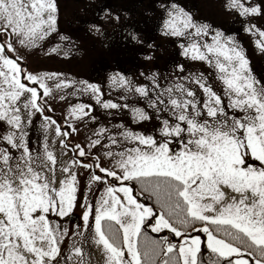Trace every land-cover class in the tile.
<instances>
[{
	"label": "snow or ice",
	"instance_id": "snow-or-ice-1",
	"mask_svg": "<svg viewBox=\"0 0 264 264\" xmlns=\"http://www.w3.org/2000/svg\"><path fill=\"white\" fill-rule=\"evenodd\" d=\"M226 7L245 18L264 15L251 0H228ZM164 10L162 34L183 40L181 55L207 64L219 89L203 72L163 88L155 74L146 77L151 88L114 74L113 84L147 101L159 121L157 133L135 132L123 124L113 126L115 133L100 127L87 153L79 144L72 150L81 158L92 157L94 163L87 164L65 159L64 140L70 133L44 115L52 111L48 82L54 81L59 92L90 93L106 110L129 106L105 101L97 84L23 68L17 45L40 48L56 31V0H0V122L7 126L0 134V264H61L60 244L68 229L51 218L69 217L77 207V168L91 170L89 191L94 182L105 185L94 205L83 195V224L76 226V235L88 233L102 250L105 264H203L202 246L214 257L212 264H264V82L233 37L194 20L178 3ZM259 36L257 47L264 52V31ZM128 37L142 42L134 32ZM177 67L184 72V65ZM85 109L91 106L70 108L67 126L72 131L77 130L72 119L90 115ZM129 110L136 123L152 119L142 108ZM37 114L43 118V139L33 149L28 129ZM93 148L104 150L110 167L92 156ZM133 182L140 187L135 195ZM145 193L159 211L140 202ZM112 222L119 226L115 232ZM146 225L153 233L167 230L177 242L164 235L142 247ZM74 257L84 264L81 247H73L66 259Z\"/></svg>",
	"mask_w": 264,
	"mask_h": 264
},
{
	"label": "rangeland",
	"instance_id": "rangeland-1",
	"mask_svg": "<svg viewBox=\"0 0 264 264\" xmlns=\"http://www.w3.org/2000/svg\"><path fill=\"white\" fill-rule=\"evenodd\" d=\"M118 1L120 4L116 2L115 8L110 7L108 9L106 0H56L58 8L56 31L52 32L41 42L40 48L29 51L21 49L17 45L18 51L23 56L22 67L28 72L33 74L61 73V79H70L76 82L87 81L97 84L101 88L105 101L110 100L120 105L127 104L129 106V108H121L120 110H106L96 103V100L91 97L90 93L73 94L74 89L72 88L59 92L55 89L54 81H49V86L53 88V95L47 98V104L51 107L52 111H46L44 115L55 120L61 126L62 131L70 133L64 140L67 145V148L64 149L67 152L65 159H77L83 163L93 164L94 160L92 157L81 158L78 154H74L72 150L79 144L84 147L87 153L89 151L88 144L90 140L96 138L94 132L100 127H105L115 133L116 129L113 126L123 124L135 132L149 135L157 133L156 125L159 121H157L152 109L148 107L147 101L138 98L133 93L125 92L123 88L113 84L110 80V77L116 73L123 75L122 72L124 70L117 65H107L111 57H114V55L118 56V54L122 55L117 53L115 49L117 41L115 40L114 42L113 37L119 33V30L124 29V32L127 31L124 28L125 18H127L126 14L124 17L126 10L123 2ZM203 1L206 2L207 6L203 12L197 11L194 13L193 18L196 19L197 16L199 17L197 19L198 22L210 25L211 29L222 31L225 36L233 37L250 61V67L256 78L264 82V52L257 47V42L261 39L259 32L264 31V15L245 18L226 7L228 0ZM251 3L253 5L259 4L264 9V0H251ZM120 9L121 12L119 11ZM149 14L150 16L152 15L151 12L148 13V16ZM155 14H160V12H155ZM162 15L164 16L162 20H159V32L154 36L155 40L149 43L151 47L147 45L146 49L142 50V58L140 57L138 60L139 64H141L139 77L134 76L132 70H128L123 76L127 77L133 85H147L151 88V81L146 79V77L155 74L158 77L161 88H163L178 78L188 76L189 73L203 72L219 89V83L214 80L213 70L207 64L186 59L181 55V48L179 46L175 48L178 43L177 38L162 34V24L166 14ZM117 17H119L118 20L116 19ZM151 23L150 21L147 24L151 25ZM92 26L99 28L100 32L97 33ZM228 26H230L229 29L227 28ZM250 27L252 31H246ZM62 36L67 39L62 40ZM121 37L118 36L120 39ZM3 39L4 37L0 36V40ZM12 39L15 40V37ZM183 42V40L179 41V43ZM140 45L142 44L137 43L138 50L142 48ZM52 49H56V51H51ZM148 56L152 58L150 60L146 59ZM122 57L124 56L122 55ZM180 64L184 65L185 70L183 73L178 70L177 65ZM136 65L132 67H136ZM143 68L146 74L142 72ZM61 95H65L66 98L61 99ZM78 104L90 105L91 109H85V111L90 112V115L84 117L82 120L72 119L71 122L77 129L76 131H72V128L67 126L69 123V110L72 106ZM132 107L144 109L152 119L139 123L134 122L132 112L129 110ZM92 117H95V121L92 120ZM42 122L43 118L37 114L33 117V124L28 129V140L30 147L33 149L39 147L42 142L43 130L40 128ZM6 127V125L0 122V134L6 130ZM102 143H107V140L105 139ZM91 151L92 156H100L101 166L110 167L108 160L103 156V149L98 151L96 148H93ZM75 171L80 189L77 207L74 208L69 217H65L64 219H60L59 217L51 218L54 223L61 225L62 230L64 228L68 229V235L60 244L61 256L58 259H60L61 264H77L79 258L74 257L69 261L66 257L72 255L73 247H81L84 264H105L106 258L102 250L91 241L89 234L76 235V226L83 224V195H87L88 202L94 205L104 192L105 185L94 182L91 191H89L88 181L91 170L77 168ZM95 172L98 175H103L99 172V169H95ZM108 179L111 180V178ZM152 204H155V201ZM149 207H153L158 211L156 204ZM90 222L94 225V219L91 217ZM148 222L150 224L152 221ZM80 231L83 232L82 227ZM199 235L203 236L204 240H206V237L202 233H199Z\"/></svg>",
	"mask_w": 264,
	"mask_h": 264
},
{
	"label": "trees",
	"instance_id": "trees-1",
	"mask_svg": "<svg viewBox=\"0 0 264 264\" xmlns=\"http://www.w3.org/2000/svg\"><path fill=\"white\" fill-rule=\"evenodd\" d=\"M120 1L123 2L124 5L123 4L122 5L124 6L126 10L124 12V17L126 14L127 18H125L126 21H125L124 28H126L127 31L124 32V29L119 30V33L113 37L114 38L113 41L114 42L115 40L117 41L115 43L117 45V47L115 48L117 53L122 54L124 57L121 58L122 55H119V54L118 56L114 55V57H111V59L108 60L107 65L113 64V65H117L121 67L122 70L124 69L122 72L123 75H125L128 70H132L134 76H137V77H139V74L141 72L139 70L141 64H139L138 60L140 59V57L142 58L141 56L142 50L146 49V46L149 45L151 41L153 42V40H155L154 36L158 34L159 32V27H158L159 20H162L164 16L162 14L165 13V10H164L165 6L175 2V3H178L180 6L184 7L186 10L192 12L193 15L197 11L203 12L204 8L207 6V4H205L206 2H204L203 0H120ZM116 2L119 3L118 0H106L108 9L110 7L115 8L114 5L116 4ZM121 9L119 10L120 12H121ZM149 12H151L152 14L151 16L150 14L148 16ZM155 12H160V14H155ZM153 18L154 20H152ZM198 18L199 17L196 16V19L194 20L197 21ZM150 21L152 22L151 25L147 24ZM238 22L240 21L238 20ZM229 27L230 26H228L227 28L229 29ZM129 32H134L139 37L140 41H142L141 42L142 45H140L142 48H140L139 50L137 49V43L132 42L130 38L128 37ZM118 36H122L121 39L118 38ZM176 45L177 46H175V48L179 46L178 43ZM170 60H173V59H170ZM135 65L136 67H132ZM142 72H145L144 68ZM132 187L134 188V193H133L134 195L137 192H140V187L136 185L135 182L132 183ZM146 195L144 194L143 196H141V198H139L140 201L143 202L147 206H154L155 204H152V202L155 201L154 198H148L149 200L147 199L148 200L147 201ZM113 225H115L114 222H112V231L115 232L119 226L118 225L113 226ZM105 229L106 230L108 229V222H105ZM164 235H168L169 239L173 243L177 242L174 235L168 233L167 230H165V232L163 233L156 234V233L151 232L150 228H148L146 225L145 230L142 232L141 237H140L142 247H150L151 241L160 240V238ZM201 238L202 240H204L203 236ZM201 259L203 261V264H212V260L214 259V257H212V255L206 249V246H202Z\"/></svg>",
	"mask_w": 264,
	"mask_h": 264
}]
</instances>
